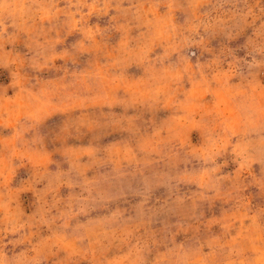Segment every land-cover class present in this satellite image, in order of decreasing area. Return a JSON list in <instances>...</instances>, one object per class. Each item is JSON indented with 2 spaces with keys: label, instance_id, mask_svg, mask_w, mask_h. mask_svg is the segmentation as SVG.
<instances>
[{
  "label": "rangeland",
  "instance_id": "1",
  "mask_svg": "<svg viewBox=\"0 0 264 264\" xmlns=\"http://www.w3.org/2000/svg\"><path fill=\"white\" fill-rule=\"evenodd\" d=\"M0 264H264V0H0Z\"/></svg>",
  "mask_w": 264,
  "mask_h": 264
}]
</instances>
